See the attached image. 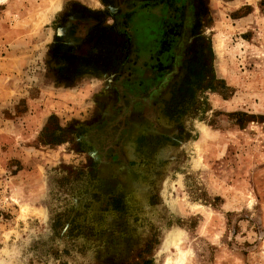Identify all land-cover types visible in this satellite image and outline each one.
Wrapping results in <instances>:
<instances>
[{
  "label": "rangeland",
  "instance_id": "1",
  "mask_svg": "<svg viewBox=\"0 0 264 264\" xmlns=\"http://www.w3.org/2000/svg\"><path fill=\"white\" fill-rule=\"evenodd\" d=\"M0 264H264V0H0Z\"/></svg>",
  "mask_w": 264,
  "mask_h": 264
},
{
  "label": "flooded vegetation",
  "instance_id": "2",
  "mask_svg": "<svg viewBox=\"0 0 264 264\" xmlns=\"http://www.w3.org/2000/svg\"><path fill=\"white\" fill-rule=\"evenodd\" d=\"M157 32H158V28L152 29V30H150V31H148V32H146L144 34H141V38L144 39V40H148L149 38H152V36H156ZM137 56H138V58L140 60H142L144 58V52H143L142 47L138 51ZM119 87H122L123 88V84H120Z\"/></svg>",
  "mask_w": 264,
  "mask_h": 264
}]
</instances>
